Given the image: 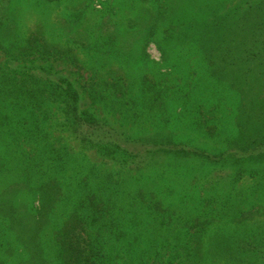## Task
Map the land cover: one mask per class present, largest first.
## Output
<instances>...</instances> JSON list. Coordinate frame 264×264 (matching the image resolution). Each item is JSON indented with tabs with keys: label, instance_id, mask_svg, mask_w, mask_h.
Here are the masks:
<instances>
[{
	"label": "trees",
	"instance_id": "16d2710c",
	"mask_svg": "<svg viewBox=\"0 0 264 264\" xmlns=\"http://www.w3.org/2000/svg\"><path fill=\"white\" fill-rule=\"evenodd\" d=\"M61 1L0 0V264H264V195L205 197L181 220L164 196L213 172L234 192L264 167V0H208L192 23L173 0H132L136 15L105 0L93 18L59 14ZM149 43L162 62L192 44L236 96L223 149L179 134L155 78L131 70L135 52L150 62Z\"/></svg>",
	"mask_w": 264,
	"mask_h": 264
},
{
	"label": "rangeland",
	"instance_id": "374dc122",
	"mask_svg": "<svg viewBox=\"0 0 264 264\" xmlns=\"http://www.w3.org/2000/svg\"><path fill=\"white\" fill-rule=\"evenodd\" d=\"M18 1L20 0H12L13 5ZM104 1L63 0L56 4V9H58L59 14L65 16L70 15L72 11H77L80 13L86 12L88 17L93 18L95 15H99V12L104 9V4L107 3ZM137 1L140 2V0ZM151 1L144 0L140 6L142 9H146L151 6ZM210 1L214 2L213 0ZM233 1V4L236 6L243 5L245 8L247 6H244V2L249 0ZM173 2L174 6L177 7L180 20L185 23H192L199 19L203 10L202 7L207 6L208 0H173ZM250 2H254V0H250ZM109 3L113 6L118 5L120 7L119 14L125 13L128 15V11H130V15H136V10H133L136 5L132 4V0L130 2L129 0H111ZM206 16L209 17V13ZM255 20L256 17L253 15V12L251 15H242L240 20V23L243 25L241 31L247 33L250 28L255 27ZM257 42L262 46L263 41L257 39ZM145 52L150 62L143 66L140 60H138L141 55L140 52H135L132 58L133 66H131V70H134V74L139 78H143L149 85L152 83L151 78H155L154 83L157 84L160 91H164L172 103L173 110H176L175 117L177 121H175V125L177 127L175 129L178 130L179 134L190 136L193 140L192 145L208 151H219L223 149L227 140H229L228 138H232L233 136L230 132L233 131L235 117L231 114V106H236V96L224 87L225 85L219 84L210 78L208 71H206V66L202 62L200 53L192 44L183 46L176 45L174 47V53H171L172 59H169L168 62L161 61L160 53L154 43H149ZM0 62H4V58L0 57ZM177 62L181 66L179 69L172 66ZM55 70L60 71V74L64 76H69V71H72L65 64L57 66ZM175 100L177 102H174ZM97 111L100 114L101 111ZM53 112L56 113L57 111L54 110ZM201 123H206L207 125L212 123L217 124L219 134L215 135L214 138L209 137L205 128H200L199 125ZM69 144L74 147L73 142H69ZM88 154L90 155V153ZM93 158L95 157L93 156ZM96 163L104 165L103 167L108 170H111L114 166L112 162L105 164V160L103 162L101 158H98ZM256 172L257 177L244 178L235 186L234 192L229 187L224 186V177L215 176L214 172L207 179H195L192 182L189 180L182 182V180L178 179L181 184L174 186L171 194H164V196H167L165 200L167 202L173 200L174 207L172 208L178 213L175 217L178 218L179 215L184 216L185 214L184 217L186 218L196 214L197 201L205 197L214 196L217 201L224 202L226 199L229 201L238 199L237 195L240 193H245L246 196L249 194L250 197V193L254 190L256 194L264 195V180L261 177L264 175V167H259L256 169ZM227 193L230 195H227ZM249 205V203L244 204V207L246 208ZM260 207L262 209L264 205L261 204ZM186 211H191V213ZM181 219V216H179V220ZM173 223L174 226L181 224L176 221Z\"/></svg>",
	"mask_w": 264,
	"mask_h": 264
}]
</instances>
